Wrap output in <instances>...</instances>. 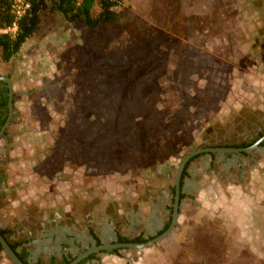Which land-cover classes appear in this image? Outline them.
I'll return each instance as SVG.
<instances>
[{
	"label": "rangeland",
	"instance_id": "374dc122",
	"mask_svg": "<svg viewBox=\"0 0 264 264\" xmlns=\"http://www.w3.org/2000/svg\"><path fill=\"white\" fill-rule=\"evenodd\" d=\"M115 10L95 28L45 15L14 57H0L15 94L0 136V227L35 244L42 229L75 234L108 221L146 236L152 212L166 220L156 205L193 153L172 234L88 264H264V211L249 235L224 216L238 212L242 186L255 191L253 177L261 186L264 141L250 153L256 166L225 162L233 152L203 155L264 132V0H119ZM201 202L219 213L215 225L235 224L215 229L231 248H205L203 261L183 230L176 237L201 218ZM0 264L12 263L0 253Z\"/></svg>",
	"mask_w": 264,
	"mask_h": 264
},
{
	"label": "flooded vegetation",
	"instance_id": "af4514ba",
	"mask_svg": "<svg viewBox=\"0 0 264 264\" xmlns=\"http://www.w3.org/2000/svg\"><path fill=\"white\" fill-rule=\"evenodd\" d=\"M0 77H1V79H0V115H1V117H4V113H5V119L0 126V136H6L7 135L6 127L8 126V124L12 118V109H13V104H14V100H15V94L12 92V85H11L12 109L10 111L9 105H8L9 104L10 89H9L8 83L3 79V77H6L9 79V74H6L4 76L0 75ZM263 136H264V132L261 134L260 133L257 134V137L254 138V140H252L253 142L252 141L249 142V145L246 147H241V146L228 147V146L222 145V147L206 148V149H203V151H204L203 155L204 156L210 155L211 158L214 160L216 158V155L218 154V153H216L217 150L211 152L208 149H219V148L220 149H224V148L244 149V148L251 147L252 149L247 150V151H249L250 153H254L255 149L260 147L261 142L264 141V139L262 141H259L260 138ZM258 141H259V143L257 144V147H253V145L256 144V142H258ZM219 152H221V151H219ZM250 153H248V154H250ZM221 155H222V153L218 154V156H221ZM228 161H230V162H228ZM240 161L241 160H237V155H235V152H233L230 157L226 158L225 162L231 163L232 165H234V164L238 165V163L240 165H242V163ZM245 161H247V162L250 161V163H251L250 155H247V158L245 159ZM242 166H244V164ZM180 181H181V178H180ZM184 185H185V183L183 180L182 193H184V190H183ZM174 193H175V184H174V192L171 191L172 195H171L169 202L166 203V205H164L162 207H160L158 204L156 205L157 211L162 210L161 213L163 216H166V220H162L163 221L162 223L159 220H157L160 223L156 224L157 221L154 219L153 212H152V221L154 220L153 225L155 228H154L153 232L149 231L146 234V236H144L145 230H143L142 233H140V234H134V235L126 236L122 231L117 229L115 226L110 227V222L108 221V223H106V224H103V223L98 224L96 228H88V229H85L84 231H79L78 233H75V234H70L67 230H59V229H57V230L44 229L43 230L42 229V231L40 232L39 235H35V238L38 239L36 244L32 243L31 240L29 239V236H27V237H24V239H22L23 243L21 244V248L25 247L26 250L29 252V254L27 256V260L30 263H34L37 260L41 259L45 264H49V262L52 260L53 257L56 258L57 260H62L64 258H66L69 261L68 263H70L71 261L76 259L81 253H84L85 251H87L92 246H99V245H103L104 243L113 244V243H118V242L119 243H135V242H133V240H135V238H137L139 236H141V238H143L147 241V240L152 239L153 237L161 234L162 229L164 228V226L166 225V223L168 221H169V225H170L171 217H172V210H173V203H174ZM179 195H180V193H179ZM184 197H185V195H184ZM183 198L181 200L179 199L178 213H179L181 201L183 200ZM154 213L156 214L157 212L154 211ZM166 213H167V215H166ZM168 226H167V228H168ZM0 229L3 230L4 228L0 227ZM165 230H163V232ZM12 234H13V231H10V230H9L8 234L6 233V235H8V237H9V239L11 238L10 236ZM121 237H124L126 241L122 242L120 239ZM121 249L124 250V249H129V248H114V249H111L109 251L100 250L99 252H92L89 255H87L86 257L81 258L77 264L91 263L94 259L98 258V255L100 253L104 252V253H108V254H114L111 252L116 251V253H117ZM0 253L4 254L2 250L0 251ZM68 263H66V264H68Z\"/></svg>",
	"mask_w": 264,
	"mask_h": 264
},
{
	"label": "trees",
	"instance_id": "16d2710c",
	"mask_svg": "<svg viewBox=\"0 0 264 264\" xmlns=\"http://www.w3.org/2000/svg\"><path fill=\"white\" fill-rule=\"evenodd\" d=\"M29 1L30 8L27 13L16 20L17 29L15 33H0V57L5 61H8L12 57H14L26 44V42L29 41V39L40 30L45 15L57 14L67 23L82 22L88 28H95L100 24L113 22L117 19L118 16L115 7L119 0ZM11 4L12 0H0V29L11 26L15 20ZM4 119L5 113L4 117H1L0 115V126L3 123ZM248 145L249 143L243 144L241 147H246ZM195 157L196 156L189 159L182 171L179 195L180 200L184 197V193H182V185L184 178L188 175V165ZM172 192H174V186L172 187ZM168 225L169 221L166 223L161 232H163V230H165ZM8 232L9 231L7 229H0V234L24 264H45L41 259L37 260L34 263H30L27 260L29 252L25 247L21 248V244L23 243V241L10 240L8 235H6V233L8 234ZM120 239L122 242L126 241L124 237H121ZM145 241L146 240L141 238V236L133 240V242L138 243ZM1 250L2 248L0 246V251ZM111 253H116V251H112ZM68 262L69 261L66 258L57 260L53 257L49 264H66Z\"/></svg>",
	"mask_w": 264,
	"mask_h": 264
},
{
	"label": "crops",
	"instance_id": "0c3cea01",
	"mask_svg": "<svg viewBox=\"0 0 264 264\" xmlns=\"http://www.w3.org/2000/svg\"><path fill=\"white\" fill-rule=\"evenodd\" d=\"M259 147L255 149V151H258ZM228 152H235V155H237V160H241L240 162L242 163V165L245 162V159L247 158V155H250L248 153H250L249 151L246 150H240V151H228ZM223 153H227V152H223ZM251 158V163L254 164L256 166V160L254 158V156L252 157V155H250ZM250 163V161H249ZM239 166L242 167V165H240L238 163ZM237 165V166H238ZM254 166V167H255ZM240 171H242V169H240V167H238ZM253 173V172H252ZM255 177L252 178V184H253V189L255 191L250 192L251 194L247 193L243 188V186L241 187V192L239 193V195L235 196L232 198V202H235L234 200H237V204L239 203L240 206L238 208V212L235 213L233 211L231 212H227L224 213V216L226 217L227 215H231V216H236L237 219H241L243 221V226L246 225L247 229H243L242 231H247L248 235H249V228L253 229L255 227V220L258 217L262 216V212L264 211V180L263 182H261V186H257L255 185ZM257 186V187H255ZM253 193V194H252ZM206 202V201H205ZM205 202H201L200 203V207H199V215L201 216L200 219L194 221L193 223H190L189 228L188 227H184L183 225L181 227H177V230L179 231L178 235L176 236L177 239L179 236H182L181 230L184 231L185 236H187V239H184L185 244H189V245H194V249H198L196 250L198 252V254H194L196 255V257H198L199 260L203 261V257L200 254L202 252L203 249L207 248V249H215V250H222L224 249L223 246L226 245V247L228 249L231 248V244H232V237L231 235H229V233H218L219 230V226L223 227L224 231H228V228H230L232 230L233 223L231 220H233V218H231V220L229 221V219H226L224 217L225 222H223V224H217L215 225L214 221L219 223L220 220V215L218 212H214L212 210H208L204 207V203ZM259 210V211H257ZM227 221V223H226ZM229 221V222H228ZM252 222V223H251ZM236 223H238V221H236ZM251 226V227H250ZM218 228V229H217ZM216 229V230H215ZM172 234V233H170ZM172 236V235H171ZM177 239H173L174 241ZM179 244V242H177ZM175 243V244H177ZM214 244L216 245L215 247ZM230 246V247H228ZM110 256L113 258V254H110ZM114 260V259H113ZM112 262V261H111Z\"/></svg>",
	"mask_w": 264,
	"mask_h": 264
},
{
	"label": "water",
	"instance_id": "95a60500",
	"mask_svg": "<svg viewBox=\"0 0 264 264\" xmlns=\"http://www.w3.org/2000/svg\"><path fill=\"white\" fill-rule=\"evenodd\" d=\"M1 79V77H0ZM3 79L8 83L10 92H9V110L11 111L12 109V92H11V83L9 81L8 78L3 77ZM264 139V136L260 138L259 141H262ZM256 142V144L253 145V147H257V144L259 143ZM252 148H244V149H239V148H224V149H208L209 151H221V152H228V151H240V150H251ZM193 153H189L187 155H185L177 169V173L175 176V193H174V203H173V210H172V217H171V223L168 226V228L162 232L161 234L153 237L152 239H149L145 242H141V243H104L103 245H99V246H92L91 248H89L87 251H85L84 253H81L76 259H74L73 261H71L68 264H77L79 262V260L83 257H86L87 255H89L92 252H99L100 250H106L109 251L111 249L114 248H138V249H143L146 248L156 242H158L159 240L163 239L165 236H167L170 231L175 227L176 221H177V215H178V205H179V193H180V178H181V173L182 170L186 164V162L192 157ZM0 246L2 248L3 253L7 256L8 260L12 263V264H24L18 257L17 255L14 253V251L10 248V246L8 245V243L6 242V240L3 238V236L0 234Z\"/></svg>",
	"mask_w": 264,
	"mask_h": 264
},
{
	"label": "built area",
	"instance_id": "2783aa9c",
	"mask_svg": "<svg viewBox=\"0 0 264 264\" xmlns=\"http://www.w3.org/2000/svg\"><path fill=\"white\" fill-rule=\"evenodd\" d=\"M11 7H12V12L14 14L15 20L11 26L6 27V28H1L0 33H11V34L15 33L17 29L16 20H18L19 18H21L27 13V11L30 8V1L29 0H12Z\"/></svg>",
	"mask_w": 264,
	"mask_h": 264
}]
</instances>
